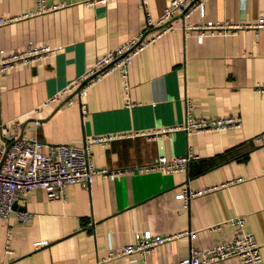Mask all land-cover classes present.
<instances>
[{"label": "crops", "instance_id": "obj_1", "mask_svg": "<svg viewBox=\"0 0 264 264\" xmlns=\"http://www.w3.org/2000/svg\"><path fill=\"white\" fill-rule=\"evenodd\" d=\"M56 8L0 25V54L28 43H48L45 58L9 68L0 78L2 131L37 135L49 143L90 142L97 166L121 169L113 177L94 174L88 185H66L65 196L48 199L33 187L0 215V264H177L191 246L203 247L230 237L226 218L242 214L264 264V0H206L204 16L243 26L225 33H205L200 41L180 24L135 53L128 64L127 88L118 68L87 88L79 100L45 101L81 74L99 55L137 32L144 24L140 0H46ZM170 0H147L156 17ZM35 0H0V14L34 7ZM152 29V28H151ZM192 114L238 115L239 123L220 129L186 131L185 98ZM191 150L198 157L186 170L162 171L138 166L159 154ZM204 189L186 204L175 194L182 187ZM17 210L31 216L21 220ZM218 228H211L215 223ZM172 237L141 252L122 253L134 230ZM41 240H46L41 242ZM39 242V243H37ZM113 252L109 255V252ZM204 264H237L226 256Z\"/></svg>", "mask_w": 264, "mask_h": 264}, {"label": "built area", "instance_id": "obj_2", "mask_svg": "<svg viewBox=\"0 0 264 264\" xmlns=\"http://www.w3.org/2000/svg\"><path fill=\"white\" fill-rule=\"evenodd\" d=\"M88 1L93 3L106 0ZM146 1L140 0L145 11V19L143 26L137 32L97 56L81 74L66 82L45 101L51 99H62L66 102L79 100L82 95L86 94L88 86L115 68L120 70L127 88L128 64L133 55L163 32L174 29L177 24H180L185 32L193 31L198 41L207 32L225 33L243 26L238 22H220L212 18L190 20L189 16L193 10H197L200 16H204L206 0H170L156 17L150 15ZM59 5L61 4L48 3L46 0H35L34 7L25 12L12 15L0 14V25L23 16L45 12ZM244 25L264 26V14L260 15L253 24L245 23ZM51 50L52 47L46 42L28 43L18 50L0 54V78L9 68L39 61L48 56ZM256 87L264 90L262 85H256ZM192 106L191 98L186 97L185 118L181 126L188 132L226 128L239 123L238 115L196 117L192 114ZM4 124L5 121L0 117V215H7L13 209V202L33 187L44 188L48 199H60L64 198L66 185L69 183L78 182L86 186L94 174L100 173L113 177L122 172L118 168L97 166L90 158V142L105 140L113 135L92 136L82 144L49 143L47 150H43V140L37 135L20 137L15 123H13V129H8L4 133L2 131ZM254 137L263 139L264 130L255 134ZM196 157L198 154L191 150L174 156L159 154L152 161L140 164L138 167L167 172L182 171L186 170L188 161ZM202 190L204 189H191L184 186L175 195L186 204L190 196ZM17 216L21 220H27L31 212L17 210ZM225 222L230 224L234 230L230 237L200 248L191 246L189 252L178 259L177 264H204L230 255L237 257V264H261V254L254 235L243 229L244 216L238 214L226 218ZM220 225L219 222L210 227L218 228ZM183 234H187L189 238L195 236V232L190 229L172 234H153L149 229L134 230L133 242L126 244L121 252L128 253L135 250L146 252L158 242ZM44 241L46 240H41L40 243ZM112 254V251L109 252V255Z\"/></svg>", "mask_w": 264, "mask_h": 264}, {"label": "water", "instance_id": "obj_3", "mask_svg": "<svg viewBox=\"0 0 264 264\" xmlns=\"http://www.w3.org/2000/svg\"><path fill=\"white\" fill-rule=\"evenodd\" d=\"M17 205V200L13 202V207Z\"/></svg>", "mask_w": 264, "mask_h": 264}]
</instances>
